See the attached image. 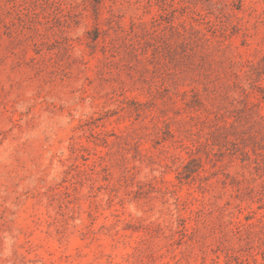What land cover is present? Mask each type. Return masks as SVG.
<instances>
[{
    "label": "rangeland",
    "instance_id": "1",
    "mask_svg": "<svg viewBox=\"0 0 264 264\" xmlns=\"http://www.w3.org/2000/svg\"><path fill=\"white\" fill-rule=\"evenodd\" d=\"M0 264H264V0H0Z\"/></svg>",
    "mask_w": 264,
    "mask_h": 264
}]
</instances>
